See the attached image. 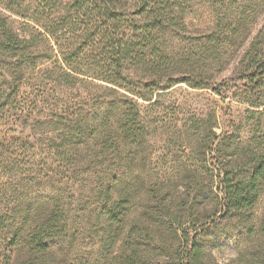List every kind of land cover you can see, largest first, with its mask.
Masks as SVG:
<instances>
[{
	"label": "trees",
	"instance_id": "obj_1",
	"mask_svg": "<svg viewBox=\"0 0 264 264\" xmlns=\"http://www.w3.org/2000/svg\"><path fill=\"white\" fill-rule=\"evenodd\" d=\"M237 3L224 5L225 12L217 15L209 30L212 37L226 31V38L239 47L260 3ZM0 5L11 13L0 12V72L8 74L0 80V127L26 123L36 115L40 96L51 87L66 90L82 76L100 90L99 107L86 108L83 115L74 108L79 115L74 131L78 138L85 136L86 162L91 164L93 157L110 159L95 172L93 202L86 198L71 210L72 223L59 202L38 212V204L32 202L28 209L33 214L27 209L15 225L19 213L8 201L3 180L12 149L0 146V242L5 247L1 259L6 264H66L75 233L84 232L88 240L81 243L94 239L108 264H151L146 251L152 243L159 248L165 232L150 228L156 225L153 222L144 226L143 216H131L128 206L134 202L129 194L113 197L116 180L124 171L113 157L121 147L126 151L139 147L157 129L151 114L159 98L176 85L165 75L167 67L161 60L167 56L162 40L165 32L180 27L181 0H0ZM14 14L23 21L17 24ZM72 15L77 29L70 23ZM209 50L215 53L217 46L204 51ZM241 52L237 64L241 83L223 85L229 98L243 108L246 134L240 136L236 126L222 128L218 119L206 115L186 124L193 135L189 133L181 145L198 160L183 175L190 177V169L200 175L190 182L195 191L184 207L194 235L190 236L189 228H172L167 255L152 264H209L204 236L216 223L235 216L245 218L260 197L264 183V142L260 137L264 128V22ZM191 87L204 89L206 85L201 82ZM63 105L58 107L66 114ZM61 153H57L61 161L68 157V165L73 166L75 158L66 151ZM72 154L80 151L72 149ZM199 204L201 210L195 212ZM259 230L264 235V213ZM86 256L81 254L76 260L90 264Z\"/></svg>",
	"mask_w": 264,
	"mask_h": 264
},
{
	"label": "rangeland",
	"instance_id": "obj_2",
	"mask_svg": "<svg viewBox=\"0 0 264 264\" xmlns=\"http://www.w3.org/2000/svg\"><path fill=\"white\" fill-rule=\"evenodd\" d=\"M237 1L181 0L180 27L176 31L165 32L162 40L166 50L164 54L167 56L165 60H161L167 67L165 75L169 80H174L176 85L159 98L158 106L151 114L157 129L145 136L139 147L135 146L127 151L121 147V152L113 157L114 162L124 167L114 185L113 197L129 194L134 202L128 206L131 216L135 219L143 216L141 219H144V226L153 222L156 225H150V228H160L165 232L162 245L155 248L152 243L146 251L151 264L167 255L172 228H189L190 236L194 235L184 207L195 191V186L189 184L199 180L200 175L194 169H190L193 170L190 177L183 175V170L196 167L198 160L197 155L193 152L191 154L181 145L182 139L192 133L186 124L206 115L218 119L222 128L236 126L240 136L246 134L243 108L229 98L223 83H241L238 79V60L243 46L248 44L264 22V0H259L256 18L243 33V45L237 47V44H233L227 39L226 31L212 37L209 30L217 15L221 11L225 12L224 5H236ZM0 12L4 15L11 14L3 5H0ZM74 18L72 15L69 20L77 29ZM12 19L17 24L23 21L19 14H14ZM66 22L69 25V21ZM212 41L214 42L211 43ZM210 46L212 49L217 46V51L205 52ZM80 66L85 68L82 63ZM2 77L7 79L8 74L0 72V80ZM79 79L66 90L58 86L51 87L45 95L40 96L36 115L26 123L0 127V137L4 140L0 142V146L12 149L8 157L9 168L3 180L8 201L19 213L13 220L15 225L23 220L32 202L38 204L35 207L37 212L59 202L68 215L69 224L74 221L70 219L73 214L71 210L78 202L85 201L86 198L93 202L91 188L95 172L108 165L110 159L93 157L91 164L85 160V136L81 134L78 138L73 124L79 119L77 113L83 115L86 108L99 107L100 90L85 82L84 77L80 76ZM201 82L206 88L191 87ZM63 102L66 104L63 105ZM61 105L68 113H62L58 107ZM74 108L77 113L73 112ZM81 120L83 121L82 118ZM176 126L182 128L176 130ZM216 131L219 133L220 129ZM260 137L264 142V128ZM75 148L80 154H72V149ZM63 151L75 158L73 166L68 165V157L61 161L57 153L62 154ZM92 153L97 152L93 150ZM138 203L142 205L136 206ZM204 203L208 209L210 202L206 200ZM201 206L202 204L195 206V212L200 211ZM32 210L30 208L28 212L33 214ZM263 213L264 183L258 201L249 209L245 218L235 216L216 223L215 228L204 236L203 243L209 264H264V235L259 230V220ZM199 226L196 224V228ZM84 236V232L75 233L72 244L68 246L66 264H79L77 256L82 254L84 258L85 253L90 264H108L107 256L100 253L99 243L91 239L82 244V241L88 240ZM4 249L0 242V252ZM0 264H6L1 256Z\"/></svg>",
	"mask_w": 264,
	"mask_h": 264
}]
</instances>
